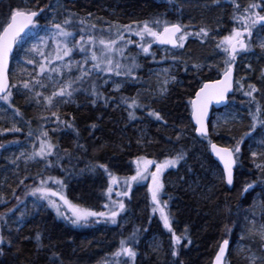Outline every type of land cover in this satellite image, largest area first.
Instances as JSON below:
<instances>
[{
	"label": "trees",
	"instance_id": "obj_1",
	"mask_svg": "<svg viewBox=\"0 0 264 264\" xmlns=\"http://www.w3.org/2000/svg\"><path fill=\"white\" fill-rule=\"evenodd\" d=\"M20 2L21 0H13L14 5L20 4ZM61 2L71 11L77 13V18L87 17L91 13V22L96 23L98 28L107 27L109 23L130 24L133 21H143L156 15H166L169 21L179 20L188 24L190 29L208 27L210 30H217L215 25L220 24L223 19V14L217 13L215 17L211 18L213 26L206 25L202 21L205 19L206 9L199 7L193 9V6L186 4L183 0H177L171 5L167 4L165 0H61ZM250 2L252 0H249L248 3ZM0 3L6 4L7 0H0ZM49 3L50 0H39L38 4L34 6L39 8ZM51 3H56V0H51ZM242 5L247 6L246 0H242ZM226 10L229 12L232 7L227 4ZM45 13L49 19L55 16L58 21H62L67 15L63 8H57L55 11H52L50 7L45 8ZM202 13L204 14L201 15ZM188 17L191 22L188 21ZM41 23H48V19H41ZM233 26L238 27L234 24L232 17L228 16L223 29H231ZM220 32L222 33V30ZM219 38L218 36L217 39ZM132 39L136 38L132 37ZM209 41V44L208 42L202 44L199 39L190 37L186 41L184 49L173 50L183 61H187L189 71H184L183 64L176 66L177 83L170 86L167 97L158 102L153 101L151 97L144 99L151 104L152 108L161 112L167 121L166 125L146 117V114L140 121L129 122L127 112L123 108L114 110L115 102L108 108H92L85 104L81 96L77 99L80 107H77L76 104L62 106V118H64V113L67 114L66 118L69 120L74 117L75 125L81 133L80 142L84 143L88 150L86 153H80L79 159H74L72 165H69V170L73 173L71 176L59 169H47L44 176L50 174L52 177L65 180V197L70 203L92 210H104L103 205L107 202L105 196L108 186L107 175L102 171L95 174L87 171L81 174L79 171L91 163H105L118 178H124L135 174L136 165L132 161L137 156H145L160 162L171 156L174 152L173 144L176 132L183 131L184 134H189L194 142L199 140L192 130L191 108L188 101L194 97L195 91L198 90L202 82L208 78H219L223 66V63L220 64L222 59L219 57L221 55L215 48L216 41ZM132 47L134 48V46ZM158 47L160 46H153L154 49ZM161 52L162 50L157 52V60L164 56ZM18 53H15L13 57V63L18 57ZM140 61L143 65L140 75L144 77V81H146L145 76L149 75V69L164 63V61L163 63H153L150 58L145 57H140ZM166 62L173 64L170 59ZM13 63L11 83L17 85L20 92L17 91V88H11L12 102L13 107L20 110L21 117H14L12 109L8 108L6 115H0V132H3L0 135V143L5 144L11 150L10 153L4 151L0 153V196L5 198V202L15 201L16 197H19L20 203H23L28 199L24 194L25 188L28 190L31 186H35L36 178L43 175L40 170L43 168V164L27 163L26 165L24 159H20L17 167L11 163V160L19 154L18 149H26V146L31 143H28L27 139L29 124L33 131H38L40 124L45 123L40 117L50 116V113L45 110L43 104L36 105L34 102H29L28 94L23 90V81L29 80L30 74H32L30 64L29 68L23 71V77L21 68L16 70ZM193 63L204 65L203 71L193 72L191 70ZM209 65L211 71H209ZM248 65L251 67L249 68ZM234 69L236 80L245 85V90H247L248 83H253L260 89L254 95L262 109L261 118L264 119V79H261V72L264 71V52L257 55L252 46L251 52L238 57ZM140 87V85L126 86L121 93H112L109 88L106 94L117 97L121 94L134 96L136 89ZM143 87L145 88V85ZM142 91L143 89L141 94ZM250 108L254 112L256 104L250 103V98L244 96L241 91H235L227 109L235 110L241 117V121L234 123L231 127L222 128L219 137H216L211 130L212 141L222 146H229L240 139L249 130L251 124ZM137 114L141 115L139 112ZM92 123H97L98 126L90 135L89 129ZM13 126L20 127L22 130L20 132L7 131ZM53 126L46 124V127ZM142 131L146 133L145 140L152 139L154 141L152 144L145 147L137 144V139ZM259 131L258 126L257 132L253 133L256 139L246 138L241 145V159L237 162L235 182L228 191H225L228 186L217 179L221 170L212 159L208 148L195 149L191 144V139L184 138L180 142L203 162L204 167H201L195 160H189L188 164L193 167V173L187 172V166H178L176 169L167 170L164 174L166 186L164 199L168 200L167 211H170L172 215L173 230L177 235H182L187 228L186 235L191 240V244L182 241L178 246V257L171 256L170 234L163 228L159 212L152 213L150 194L147 191V185L150 183L148 181L143 184L135 183L129 196L125 197L127 211L122 214L124 218L122 226L100 223L88 227H73L63 219L57 218L55 211L47 205H44L39 211L35 208L34 211L30 210L24 220L25 226L19 234L16 232L19 225H14V229L13 225L6 229L4 234L6 239L9 235L14 240L17 236L19 239L10 251H6L4 256H0V264H46L49 249L45 247L37 251L34 237L38 231L44 235V244H51L54 250L62 256L64 264H102V261L116 250L121 237L128 236L134 227L148 229L147 232L142 231L139 234L140 243L136 249V264H174V262H178V264H212L218 250V243L222 238H228L231 242L227 264H247L242 256L235 254L233 247L236 242L240 241V235L245 232L243 223L245 210L250 211L253 204L259 205L261 197H264V173L255 167V163H264V157L258 156L254 163L251 156L252 151H257L256 145L260 139ZM55 136L59 137L62 148L75 150L76 137L71 131L57 132ZM169 137L173 138L172 141H169ZM29 139L31 138L29 137ZM35 142L38 146V141ZM17 143L20 145L18 148L13 146ZM204 143L206 144V141ZM37 169L39 170L37 171ZM216 171L217 176H213ZM21 180L24 181L23 184L20 183ZM253 182L256 187L251 194L242 195L243 186ZM172 183L175 185L170 186ZM63 211L68 212L64 205ZM255 215L259 220L261 215L259 207L255 209ZM230 220L238 221L240 226L235 229L234 234L225 237L223 226ZM228 226L231 228L232 224L229 223ZM154 236L160 241L159 254L149 253L147 255L144 252L146 250L145 243ZM25 237L32 239H24ZM261 243L254 242V247L264 254V250H261L260 247ZM17 247H19V251H17Z\"/></svg>",
	"mask_w": 264,
	"mask_h": 264
},
{
	"label": "snow or ice",
	"instance_id": "obj_2",
	"mask_svg": "<svg viewBox=\"0 0 264 264\" xmlns=\"http://www.w3.org/2000/svg\"><path fill=\"white\" fill-rule=\"evenodd\" d=\"M39 0H21L20 4H13V0H7V3H0V101H3L8 109H12L14 117H21L18 108L13 107L11 88H17V85L9 84V58L16 45H21L26 35H35L39 37V44H34L27 52L36 53L41 60L37 61L32 58H26V64L38 66L39 71L30 74V79L23 81V90L28 94L29 102L36 105L43 104L50 116H42L40 119L45 123L40 124L38 131H33L29 124L27 135L33 140L38 141V146L34 142L31 152H21L11 160V163L18 165L21 157L27 165L29 161L37 164H43L47 169H59L61 172L71 176L73 173L69 170L72 161L79 159L80 153H86L87 147L80 142V130L75 125L74 117L69 120L64 113L62 118V106L68 104H76L79 97H83L85 104L92 108H108L114 103V110L123 108L127 112V120L129 122L140 121L144 114L163 125L167 124L160 111L151 107V104L141 98V90L144 89L146 83L143 76L140 75L142 63L140 57L150 58L153 63H163L165 60H171L173 65L179 66L183 64L184 71H189L187 61H183L174 51L176 49H184L185 43L189 37L199 39L200 42L207 43L209 40L216 41L215 48L223 59L222 71L220 78H208L202 82L198 90L195 91L194 98L188 101L191 107V122H194L193 131L197 142L203 144L207 141L211 153L223 165L222 172L217 176L221 183L228 186L225 191L230 190L234 185V168L237 166L238 160L241 159V145L245 139H256L253 133L257 132L259 126V144L264 149V119L261 118L262 109L256 100L255 93L260 89L253 83L245 85L234 79V67L238 57L246 55L252 51V37L254 32L259 29L264 31V0H252L247 6L242 5L238 0H224L225 4L232 7L231 13L234 24L228 34L220 35L218 30H210L208 27H189L177 20L169 21L166 15H156L143 21H133L130 24L109 23L107 28H98L96 23L91 22V13L87 17L77 18V13L71 11L61 0L56 3L46 4L44 7H35ZM167 4H174L175 0H165ZM214 6H221V0H210ZM51 8L55 11L57 8H63L67 13L62 21H58L55 16L50 19L45 13V8ZM177 11H179L177 9ZM38 17L40 19H38ZM41 19H48V23H41ZM38 30V31H33ZM43 32L44 35H39ZM220 37L217 39V37ZM135 37L136 39H132ZM259 41L258 47L264 51V38L257 36ZM48 41H51L54 48L50 51L43 49L49 48ZM154 45L160 46L156 49ZM134 46V48L132 47ZM170 46V49L168 47ZM138 49V51H136ZM164 52V56L157 60V52ZM79 56V59L75 57ZM55 65V66H53ZM250 68L251 65H248ZM204 65L193 63L191 70L195 73L203 71ZM211 71V66H208ZM75 69V71L73 70ZM156 78V87L151 89L150 95L152 100L158 102L165 99L170 91V86L177 83V76L172 67H162L160 69H149V79ZM261 79H264V71L261 72ZM140 85L136 89V95L125 96L123 94L117 96L106 94L110 88L112 93H121L126 86ZM51 87L50 94L45 89ZM20 92V89L17 88ZM234 91H241L244 96L250 98V103H255L256 108L253 112L249 109L251 115V124L249 130L244 135L229 146H218L212 142L209 121V108L211 105H223L225 109L229 106V94ZM23 94V93H22ZM6 111V109H0ZM141 113L138 115L137 113ZM100 119L99 117L97 118ZM228 123L227 119L224 121ZM28 123V122H25ZM46 124L54 125L46 127ZM97 123L90 125L89 134L95 131ZM219 126V125H217ZM20 127L13 126L7 131L20 132ZM71 131L76 137L74 141V149L62 148L60 146L59 137L55 136L57 132ZM51 133V135H50ZM3 132H0L2 135ZM218 135V133H217ZM146 133L141 132L137 139V144L141 147L152 144V139L145 140ZM172 141V137L168 138ZM184 139L183 131L176 132L175 143L173 144L174 152L171 156L166 157L162 162L149 159L145 156H137L132 161L136 165L135 174L124 178H118L105 163H91L86 168L79 169L80 173L89 172L92 174L102 171L108 177V186L105 191L107 202L104 203V210H92L87 207H80L72 204L69 200L57 190L48 186V181H52L61 189L66 187L64 179L52 177L50 174L45 177L41 176L39 183L30 187L26 195H30L35 199L33 207L39 211L44 207L41 201L46 203L48 207L55 210L57 218L63 219L66 223L73 227H88L92 224H111L122 226V214L127 211V207L122 197H128L132 190L133 183L140 184L142 181L149 180L147 191L150 194V204L152 213L159 212L160 220L163 228L170 234L171 256L178 257V246L182 241L191 244V240L187 237V228L185 233L177 235L173 230V220L168 209V200L164 199L165 182L162 179L163 174L168 169H176L178 166H187V172L193 173L194 169L188 164L189 160H195L204 167L203 162L191 153L190 150L182 143ZM16 143V142H13ZM179 145V147H177ZM6 145L0 143V148ZM251 156L255 163L258 156L264 157V150L257 152L252 151ZM154 167V170H151ZM255 167L264 173V163H255ZM184 179V177H181ZM24 183L23 180L20 181ZM123 184V187L120 185ZM256 184L247 183L241 189L242 195H250L255 189ZM116 188L120 190L115 191ZM117 199H113V192ZM63 202L71 215L65 214L57 199ZM20 202V198L16 197ZM171 199V197H169ZM260 208V218L256 219L255 209ZM9 212L15 211L9 209ZM24 214L21 213L16 223L19 227L16 232L19 234L24 225ZM0 221L7 224L8 214L0 215ZM232 224L230 228L228 225ZM245 231L255 233L261 240V250H264V197H261L259 205L253 204L251 210H245L243 216ZM238 221L230 220L224 224V236L228 237L234 234L235 229L239 228ZM147 232V228L134 227L128 236H122L119 240L118 247L109 257L102 261V264H136L137 245L140 243V232ZM11 232V229H9ZM240 240L245 239V235H240ZM19 236L14 240L11 235L6 239L0 233V256H4L6 251L17 244ZM24 239L31 240V237ZM35 246L37 251L48 247L49 255L46 264H64L62 256L54 250L49 244H44V235L37 232L35 237ZM230 240L222 238L218 243L217 251L214 255L212 264H226V253L229 252ZM153 247L159 250L160 245L153 243ZM19 251V247H17ZM251 251V249H249ZM252 264H256L257 260L264 259L253 253ZM178 264V262H174Z\"/></svg>",
	"mask_w": 264,
	"mask_h": 264
},
{
	"label": "rangeland",
	"instance_id": "obj_3",
	"mask_svg": "<svg viewBox=\"0 0 264 264\" xmlns=\"http://www.w3.org/2000/svg\"><path fill=\"white\" fill-rule=\"evenodd\" d=\"M175 1H177V0H175ZM183 1L186 4L188 3L189 5L193 6V9H197L198 7L202 8V9L205 8L206 9L205 12H204L205 14L204 13L201 14V15L204 14V17H205V19L202 18L203 19L202 21L205 22L206 25H209V26L210 25L213 26V24H212L213 22L211 21V18L215 17V15L217 13H219L221 15L223 14V19L220 21V24H216L215 25L221 36L222 35H226L231 30L230 28L229 29L228 28L223 29L224 28V24L227 23V17L231 16V13L233 11V9L229 10V12H228V10H226L227 9V4L224 3V0H221V6H214V5L211 4L210 1H205V0L204 1H202V0H183ZM238 2L242 4V0H239ZM248 2H249V0H246V4H248ZM257 2H258V0H257ZM201 17H203V16H201ZM188 19H189L188 21L191 22L190 17H188ZM103 28H107V27L105 26ZM221 30H222V33L220 32ZM33 31H38V30H33ZM39 35H44V33L40 32ZM259 37H261V36H259ZM261 38H264V35ZM254 40L257 41V45H258V43H259L258 39L254 37ZM254 40L252 38V46L254 44ZM39 43H40V41H39V37L38 36L29 34V35H26L24 37V41L22 42L21 45H17V53L19 51L20 52L18 53L17 59L13 63L16 66V70H19L21 68L20 71L23 74V71L27 70L29 68V64L25 63V59L26 58H32V59L37 60V61L42 59V57H40L36 53L27 52V49H30L34 44H39ZM209 43H210V41H208V44ZM48 44H49V48L43 49L46 52L50 51V50H52L54 48V45H52L51 41H48ZM162 52H161V54H162ZM163 54H164V52H163ZM75 58L79 59V56H76ZM219 58H221V56ZM166 61H164L163 64L158 65L157 67H153L151 69H157L158 70V69H160L162 67L171 66L173 72L175 73L177 71V67L175 65H173V64L167 63ZM222 63H223V59H222V61H220V64H222ZM53 66H55V65H53ZM30 68H31V71H32L31 73L32 74H34V72L39 71L38 66L34 67V65L30 64ZM73 70L75 71V69H73ZM145 70H147V69H145ZM148 73H149V71H148ZM23 77H24V74H23ZM145 78H146V81H145L146 83L144 84L145 85L144 89H148V90L147 91H145V90L142 91L141 98L143 100L146 99V98H150L151 97V95H150L151 89H154L156 87V78L154 76L151 79H149V75H147V76H145ZM43 91H45L47 94H50L51 87H49L48 89H45ZM0 109H6V111H0V115H6L7 114V105L3 101H0ZM225 119H227L228 123L224 122ZM240 121H241V117L239 116V114H237V112L235 110L225 109V110L220 111L217 114H215V116L213 118V121H212L211 129H212L214 135L216 137H219V133L221 132L222 128L231 127L234 123H240ZM217 125H219V126H217ZM217 133H218V135H217ZM184 138L185 139H191V136L189 134L185 133L184 134ZM27 139H28V143L29 142H31V143H29L28 146H26V149H18L17 152H19V154L17 156H19L21 152H31L32 151V144L35 141L29 139V137H27ZM191 142H192L191 143L192 146L195 147V149L199 148V147H202L204 149L208 148L207 141H206V144L204 142H203V144H201L199 142H194V140L191 139ZM13 146L18 148L20 145H19V143H17V144H13ZM256 150L259 151V152L264 150V149L261 148V146L259 144V141H258V143L256 145ZM3 151L7 152V153H10L11 150L8 147L2 148V149L0 148V153H3ZM21 159H24V158L21 157ZM28 163L29 164H31V163L37 164V163H34L32 161H29ZM42 167L43 168H40V170L42 171V174L44 176L46 169L44 168V165ZM38 170L39 169H37V171ZM165 173H166V171H165ZM164 174H163V177H162L163 180H164ZM213 176H217V171L213 174ZM45 177H47V176H45ZM39 180H40V177L38 176L36 178L37 182H35L34 184L35 185L38 184ZM148 181L150 182V178H149V180L142 181L141 184L147 183ZM134 184L135 183H133V185ZM174 185H175L174 183L170 184V186H174ZM48 186L49 187L51 186L54 190L60 191L64 196L66 195L65 194V188L61 189L58 185H55L54 183H52V181H48ZM120 187H123V184H121ZM25 189L26 190H24V194L26 195V192L29 189L28 190H27V188H25ZM165 189H166V186H165ZM118 190H120V189L119 188L115 189V191H118ZM115 191L113 192L112 196H113L114 199H117V197L115 195ZM164 192H165V190H164ZM26 196H27L28 199L26 198L27 201H24L23 203L18 202L17 199L15 201L12 200V201L5 202V198L0 196V215H3L5 213L8 214L7 224H5L4 221H0V233H2L3 235L5 234L6 229H8L9 227L11 228L12 225H13V229H14V225H18L16 223V221L19 220V218L21 216V213H23L24 217L26 218L28 216V213H29L30 210L34 211L33 204H34V201H35L36 198H34V197L30 196V195H26ZM54 199H57V202L61 206V209L63 211V203H62V201H59L58 198H54ZM122 199H125V197H122ZM40 203H42L44 205H47L46 203H44L42 201ZM9 209H14L15 211L9 212L8 211ZM50 209H52V208H50ZM26 211H27V214H26ZM64 213L67 214V215H71L69 210H68L67 213H66V211ZM244 235H245V239L243 241L240 240L239 242H236L234 247H233V250H234L235 254L238 255V256H242V258L247 262V264H252L251 257L253 255V253H255L256 256L261 257V259H264V254L260 253L259 251H257L256 248L254 247V242H256V241L261 242L259 236L256 235L255 233H249V232H246V231L244 232ZM158 239L159 238L154 236V237L150 238L149 241H147L145 243V247H146V250L144 251L145 254H147V255L149 253L152 254V255L159 254L161 246L159 247V250H156L153 247V243L154 242L158 243L160 245V243H159L160 241ZM249 249H251V251H249ZM256 264H261V260H257Z\"/></svg>",
	"mask_w": 264,
	"mask_h": 264
},
{
	"label": "water",
	"instance_id": "obj_4",
	"mask_svg": "<svg viewBox=\"0 0 264 264\" xmlns=\"http://www.w3.org/2000/svg\"><path fill=\"white\" fill-rule=\"evenodd\" d=\"M38 18H39V17H38ZM15 47H16V46H15ZM15 47H14L13 52H12L10 58H9V84H10V85H11V81H10L11 58H12V56H13V54H14ZM164 47H168V48H170V46H164ZM233 75H234V79L236 80L235 70H234V72H233ZM234 92H235V91H234ZM233 94H234V93H230V94H229V97L231 98ZM193 98H194V97H193ZM229 100H230V99H229ZM223 108H224L223 105H219V106H218V105L213 104V105L210 106V108H209V121H210V124H211V120H212V116H213L214 111H219V110H221V109H223ZM192 125H193V127H194V122H192ZM209 126H210V132H211V125H209ZM213 143H216V142H213ZM216 144H217V143H216ZM217 145L223 147L222 145H219V144H217ZM209 152H210V155H211V157L213 158V160L219 165V167H220V169H221V171H222V169H223V165L220 164L219 160H218V159H217V158L211 153L210 148H209ZM236 167H237V166H236ZM236 167L234 168V182H235V172H236ZM230 245H231V242H230ZM229 250H230V246H229ZM228 254H229V252L226 253V259H227V257H228ZM213 260H214V259H213Z\"/></svg>",
	"mask_w": 264,
	"mask_h": 264
},
{
	"label": "flooded vegetation",
	"instance_id": "obj_5",
	"mask_svg": "<svg viewBox=\"0 0 264 264\" xmlns=\"http://www.w3.org/2000/svg\"><path fill=\"white\" fill-rule=\"evenodd\" d=\"M264 35V31H260L259 29H257L255 32H254V35H253V40H254V37L255 38H257V36H263ZM253 48H254V53L256 52L257 53V55L259 54V53H261V52H264V51H262L259 47H258V45H257V41L256 40H254V44H253Z\"/></svg>",
	"mask_w": 264,
	"mask_h": 264
}]
</instances>
